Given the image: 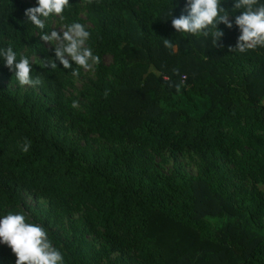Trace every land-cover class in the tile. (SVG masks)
I'll use <instances>...</instances> for the list:
<instances>
[{
  "label": "trees",
  "instance_id": "trees-1",
  "mask_svg": "<svg viewBox=\"0 0 264 264\" xmlns=\"http://www.w3.org/2000/svg\"><path fill=\"white\" fill-rule=\"evenodd\" d=\"M222 2L233 27L218 24V47L172 27L187 0H69L42 30L24 14L37 0H0V49L41 80L3 86L17 79L0 57V218L28 214L64 264H264V47L229 50L243 9ZM56 19L83 25L100 60L75 108L66 92L84 69L41 65ZM166 154L194 156L197 176L162 171ZM15 261L0 243V264Z\"/></svg>",
  "mask_w": 264,
  "mask_h": 264
},
{
  "label": "clouds",
  "instance_id": "clouds-1",
  "mask_svg": "<svg viewBox=\"0 0 264 264\" xmlns=\"http://www.w3.org/2000/svg\"><path fill=\"white\" fill-rule=\"evenodd\" d=\"M222 0H187V15L172 18V27L178 33L207 36L210 31L217 43L223 32L218 29V24L223 23L229 29L233 27L229 19L230 12L222 6ZM37 7L25 10L27 21L36 28L44 29L45 20L52 15L63 18V12L69 5V0H37ZM258 5V0H234V9H243L240 15L235 16V25L239 27L241 35L235 48L230 51L244 53L254 50L258 46L264 47V4ZM172 16V14H171ZM90 33L80 23H72L67 30L51 31V35H43L44 41L55 43V60L45 59L42 67L55 69L56 61L64 69H71L72 63L79 68L89 70L94 64L100 62L99 57L92 50L85 47ZM165 46L172 47L170 40H164ZM217 46L219 47L220 45ZM0 57L4 58L5 65L14 71L20 85H39L41 80L31 77L32 66L27 57L22 56L17 61V54L12 47L0 49ZM72 75L78 76L79 71L73 70ZM73 101L72 107H77ZM30 142H25L21 150L28 152ZM0 243L6 244L16 256L15 264H64L63 256L53 247L46 230L35 223H29L25 215L9 213L0 218Z\"/></svg>",
  "mask_w": 264,
  "mask_h": 264
},
{
  "label": "rangeland",
  "instance_id": "rangeland-1",
  "mask_svg": "<svg viewBox=\"0 0 264 264\" xmlns=\"http://www.w3.org/2000/svg\"><path fill=\"white\" fill-rule=\"evenodd\" d=\"M26 1H30V0H26ZM82 18H83V16H82ZM53 30H55L57 32L64 31V27L62 26V24H60L58 19H56L52 25V31ZM44 44L48 47L50 45H52V46L55 45L54 42H52L51 44L50 43L47 44L46 42H44ZM105 62H106V64H108L110 62V59L107 58L105 60ZM93 81H94V77H93L92 70L91 69H89V70L84 69L83 71H81V73L77 77L74 78L73 88L69 89L66 92L67 97L72 98L73 101L77 102V105H80L84 101L79 96V92L81 91V89L84 86L91 84ZM2 85L11 89V90H17V89L29 90V89H31V86L20 85L18 81L15 83L2 82ZM156 165L164 172H169L174 166H177L193 177H196L197 173H198V160L192 155H179L176 157H170L168 154H166L165 155V161L156 160ZM26 203L28 204V206H30L35 211L44 209V206H45L44 202H42V201L36 202L31 196H26ZM25 217H27L26 218L27 222H30V221H28V220H30L29 215L26 214ZM211 221L213 223H215L218 228H222L228 222H234V219L225 216V217H221L219 219L211 220ZM104 264H108V263L104 262ZM118 264H126V263L121 261Z\"/></svg>",
  "mask_w": 264,
  "mask_h": 264
}]
</instances>
